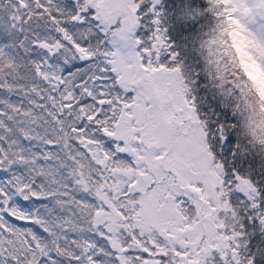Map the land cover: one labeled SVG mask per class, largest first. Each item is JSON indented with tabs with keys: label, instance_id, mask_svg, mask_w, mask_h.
Returning a JSON list of instances; mask_svg holds the SVG:
<instances>
[{
	"label": "snow or ice",
	"instance_id": "obj_1",
	"mask_svg": "<svg viewBox=\"0 0 264 264\" xmlns=\"http://www.w3.org/2000/svg\"><path fill=\"white\" fill-rule=\"evenodd\" d=\"M0 264H264V0H0Z\"/></svg>",
	"mask_w": 264,
	"mask_h": 264
}]
</instances>
